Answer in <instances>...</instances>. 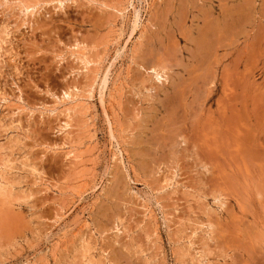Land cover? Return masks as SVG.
Segmentation results:
<instances>
[{
	"label": "rangeland",
	"instance_id": "374dc122",
	"mask_svg": "<svg viewBox=\"0 0 264 264\" xmlns=\"http://www.w3.org/2000/svg\"><path fill=\"white\" fill-rule=\"evenodd\" d=\"M0 264H264V0H0Z\"/></svg>",
	"mask_w": 264,
	"mask_h": 264
},
{
	"label": "bare ground",
	"instance_id": "6f19581e",
	"mask_svg": "<svg viewBox=\"0 0 264 264\" xmlns=\"http://www.w3.org/2000/svg\"><path fill=\"white\" fill-rule=\"evenodd\" d=\"M28 8H30V7L28 6ZM134 8H136V7H135V5H134ZM136 10H137V9H136ZM136 10H135V12H137V13H136V20H135V23H137V21H138V18H139V17H138V16H139V12H138V11H136ZM223 29H224V28H223ZM133 32H134V31H133ZM210 33H211V32H210ZM206 34H207V33H206ZM205 36H206V35H205ZM208 36H209V35H208ZM206 37H207V36H206ZM213 37H214V36H213ZM205 43H206V42H205V40H204V42H203V45H204V46H202V45H199V46H201L202 53H204V51H205V50L203 49L204 47H205V49L207 48V50H208V47H209V46L207 45V44H208V40H207V43H206V45H207V46H205ZM213 43H214V42H213ZM207 50H206V51H207ZM206 51H205V53H204V56L207 54V52H206ZM200 53H201V51H200ZM202 53H201V54H202ZM194 56H196V55H194ZM89 63H90V62H89ZM86 70H87V69H86ZM157 73H159V72L157 71ZM159 74H160V73H159ZM160 75H161V74H160ZM160 75H159V76H160ZM161 78H162V77H161ZM104 79H106V76H105V78H104ZM105 82H106V80H104V82H103V83H105ZM68 126H69V123H68ZM65 128H66V127H65Z\"/></svg>",
	"mask_w": 264,
	"mask_h": 264
}]
</instances>
